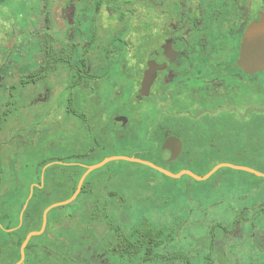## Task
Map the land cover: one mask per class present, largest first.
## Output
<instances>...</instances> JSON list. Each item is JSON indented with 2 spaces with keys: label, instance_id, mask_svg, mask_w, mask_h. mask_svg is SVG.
I'll use <instances>...</instances> for the list:
<instances>
[{
  "label": "flooded vegetation",
  "instance_id": "flooded-vegetation-1",
  "mask_svg": "<svg viewBox=\"0 0 264 264\" xmlns=\"http://www.w3.org/2000/svg\"><path fill=\"white\" fill-rule=\"evenodd\" d=\"M127 2L132 7L130 13L123 18L112 17L115 26L112 28V24L108 25L111 27L109 34L98 38L99 46L86 52L89 57L82 60L81 66L75 64L70 55L66 59L60 54L65 58L61 63L68 61L70 65V82L73 77L76 80L80 76L84 78L88 90L82 98L86 119L72 113L70 82L67 104L69 112L87 129L89 137L93 139L95 131L106 135L113 128L118 131L122 126L133 135L140 132L141 136L137 138L149 153L153 148L161 150L168 139L174 138L182 143V151L177 159L171 152L162 155L161 151L150 158L171 166L199 165L204 163L201 159H206L210 150L222 143L223 137H231L233 132L240 131L257 136V155L263 159L264 71L248 73L240 60L248 30L251 26L263 24L264 0ZM127 20L129 23H126ZM48 47L57 54L51 44ZM92 55L95 56L94 61ZM36 70L29 76L33 77ZM54 72L56 70L49 73ZM146 75L153 78V83L147 94L142 95L140 91ZM2 79L0 76V83ZM99 79H103V84L109 88L102 89ZM112 83L116 86L111 87ZM126 83L134 85L133 92H127ZM106 90L113 91L110 103L102 98ZM143 105L146 108L141 109ZM92 108L94 111H91ZM96 110L102 113L101 121L93 118L92 113ZM140 114H145L146 120L138 132L132 126L136 122L134 117ZM167 119L177 123L187 121L193 135H184V130L176 132L168 129L164 125ZM107 120L111 123H100ZM127 122L128 125L124 126ZM100 133H97V137ZM18 140L21 142L23 139L18 137ZM20 142H17L18 148L23 146L25 140ZM190 148L199 150L200 156L188 158ZM97 149L93 147L79 156L71 155L82 159L93 155ZM20 154L17 150L12 156L10 184L13 189L0 198V258L8 257L7 264L20 262L26 238L32 232L41 231L43 226V216L42 222H39L42 207L38 199L34 201L35 205H29L33 196L22 207L16 203L7 204L10 195L20 186L18 176L22 174L15 171ZM8 171L0 154V189ZM66 178L72 185L73 173L70 172ZM94 186L86 189V198L94 196ZM106 197L108 199H95L92 204L87 203L81 208L78 206L89 221L79 222L75 227H62V233L54 229L57 219L50 225L47 221L44 232L32 237L24 249L22 264H245L244 260L236 259L233 253L216 252V244H220V240L214 238L204 239L203 245L206 246L202 248L201 238L140 236L137 232L151 228L164 230L167 234L171 229L208 223L192 219L197 215L196 207L188 212L191 219L144 222L135 226L134 236H129L124 230L129 223L123 218L125 213H121L120 198L116 194ZM17 198L16 202H19L20 197ZM262 211L258 205H251L229 223H210L239 230L257 228L259 222L256 217ZM78 212L75 210L72 215L64 217L69 219ZM84 223L90 226L81 230L79 226ZM165 228L170 230L166 231ZM26 231V237L22 240ZM250 244L252 249L264 250L263 239Z\"/></svg>",
  "mask_w": 264,
  "mask_h": 264
},
{
  "label": "rangeland",
  "instance_id": "rangeland-1",
  "mask_svg": "<svg viewBox=\"0 0 264 264\" xmlns=\"http://www.w3.org/2000/svg\"><path fill=\"white\" fill-rule=\"evenodd\" d=\"M99 3L101 6H98ZM131 10L127 0H4L0 4V76L3 77L0 83V154L9 170L7 178L2 181L0 198L13 189L10 184V166L17 150L20 151L21 158L15 171L22 174L18 176L20 186L10 195L7 204L16 203L19 206L28 191L30 194L26 203L33 196L32 201L38 199L42 209L62 203L69 199L72 189L66 178L70 174L67 167L79 164L87 168L109 157L153 161L174 174H177L179 165L186 166L161 164L150 158L149 151L137 138L141 136L139 131L146 120L145 114L134 117L136 122L132 129L139 132H134L135 136L129 129L121 126L118 131L113 128L106 135L95 131L94 138L89 137V132H86L81 121L68 110V61L59 64L56 72L41 76L40 64L46 57L45 46L51 44L57 54H63L66 59L70 55L73 62L81 66L82 60L89 57L86 52L97 48L98 38L106 37L111 27L115 26L116 22H113L112 17L123 18ZM109 24H112L111 27H108ZM92 57L94 61L95 56ZM34 70L33 77H30ZM103 81L98 80L102 89L109 88ZM112 86H116L115 83ZM126 87L127 92L134 91L133 84L126 83ZM112 92L106 90L102 98L110 103ZM155 107L158 108V105L155 104ZM144 108L145 105L141 106V109ZM126 125L128 122L124 126ZM164 125L176 132L184 130V135H193L187 121L177 123L167 119ZM97 133H100L98 137ZM18 137L25 140L19 148ZM258 142L255 134L249 136L240 131L233 132L231 137H223L222 143L210 150L206 159H201L203 164L192 166L191 170L199 175L211 165L232 164L264 174V158L257 155ZM93 147L98 148L97 152L89 157L80 159L71 155L79 156ZM199 152L196 148H190L188 158L200 156ZM53 160L55 161L52 162ZM40 163H48L42 170L41 185L36 180ZM96 182L98 184L94 186ZM93 186L94 196L86 198L82 205L80 198L69 205L49 211L48 224L57 219L54 229L62 233V227H75L79 222H88L89 219L77 207L92 204L95 199H108L106 196L109 194H116L120 198L121 213H125L123 218L129 223L124 230L129 236H134L135 226L144 222L191 219L188 212L196 207L200 213L197 211L192 219L208 223L181 229L183 236L201 238L203 248L206 246L203 245V240L214 235V239L220 240V244H216V252L233 253L236 259L244 260L245 264H264V250L252 249L250 244L261 239L264 242L263 177L221 168L208 180L198 182L189 176L175 179L139 163L116 160L88 175L87 189H92ZM17 197H20L18 203ZM251 205H258L263 209L256 217L259 222L257 228L239 230L210 223H229ZM75 210L79 212L69 219L64 217L72 215ZM86 226L90 225L84 223L79 227L83 230ZM1 236L0 234V238ZM35 240L40 241L39 238ZM8 262V257L0 258V264Z\"/></svg>",
  "mask_w": 264,
  "mask_h": 264
},
{
  "label": "water",
  "instance_id": "water-1",
  "mask_svg": "<svg viewBox=\"0 0 264 264\" xmlns=\"http://www.w3.org/2000/svg\"><path fill=\"white\" fill-rule=\"evenodd\" d=\"M262 19L264 20V17ZM240 64L243 65V68L248 73H252V72H256V71H264V21H263V24L251 26V28L248 30L247 34L245 35V38L243 41V52H242V58L240 60ZM152 83H153V78H150L148 75H146V77L142 83V89L140 91V94L146 95L147 92L149 91ZM181 151H182V143L179 140L174 139V138L168 139L161 149L162 155H165L166 153L171 152L174 156V159H177L180 156ZM116 160H124V161L139 163V164L148 166V167L164 174L165 176L175 178V179L182 178L183 176H189L198 182L208 180L211 176H213L221 168H230V169H234V170L244 171V172L251 173V174H254L256 176L264 178L263 173H259L255 170L251 169V168L235 166L232 164H219V165L215 166L205 176H198L189 170H183L177 174H174V173L168 171L167 169H164L160 166L153 164L152 162L145 161L142 159H137V158H129V157H122V156H118V157L114 156V157L106 158L101 163H98L94 166L86 168V172L81 177V179L78 183L77 189H76L75 193L71 196V198H69L68 200H66L62 203L54 204L44 211V213H43V226H42L41 231L32 232L31 234L28 235V237L26 238V240L22 246V258H21L20 262H18L17 264L23 263V261H24V249L26 248L30 239L34 236H39L44 232L46 224H47V215H48L49 211H51L54 208L66 206V205L73 203L78 198L79 194L81 193L84 182H85L86 178L88 177V175L92 171L105 166L108 162L116 161ZM62 164L65 165L64 163H62ZM25 208H26V206H25Z\"/></svg>",
  "mask_w": 264,
  "mask_h": 264
},
{
  "label": "trees",
  "instance_id": "trees-1",
  "mask_svg": "<svg viewBox=\"0 0 264 264\" xmlns=\"http://www.w3.org/2000/svg\"><path fill=\"white\" fill-rule=\"evenodd\" d=\"M4 0H0V4L3 2ZM98 6H101V4L99 3ZM45 54H46V57L43 61V66L40 68V73H41V76H44V75H47L49 72H52V71H55L57 70L58 68V65L59 63L61 62H64L65 61V58L60 55V54H54V52H52L50 50V48L48 46H45ZM69 88L72 90L71 92V97H70V106H71V110H72V113L74 115H76L77 117L79 118H83V119H86V115L83 114V102H82V98L83 96L88 92L87 88H86V84L84 82V78L83 76H80L79 79L76 80V78H72L71 82H70V86ZM91 111H94V109L92 108ZM94 114V120H99L101 121V117H102V113H99L97 110L92 113ZM92 118V117H91ZM109 121V123H111L110 120H107L106 122H100L102 125H107V122ZM97 122V121H96ZM108 123V124H109ZM160 148H153L151 149V152L149 154V156H153V155H159L160 154ZM55 160H53L52 162H54ZM52 162H49V163H52ZM48 163H40L38 165V170L40 171L38 174H36V180L38 182V184L41 183V174H42V170L43 168L47 165ZM215 165H211L209 167L208 170H206L205 172L203 173H200L198 176H205L206 174H208L215 166ZM179 169H178V172H181L183 170H189V171H192L191 170V167H195V166H198V165H195V164H191V165H179ZM162 167V166H160ZM67 170H69L71 173H73V181H72V189H71V195L69 196V198H71V196L75 193L76 189H77V186H78V183L81 179V177L83 176V174L86 172V168L80 166L79 164L77 165H74V166H70L67 167ZM193 172V171H192ZM194 173V172H193ZM197 175V174H196ZM191 178V177H190ZM87 180L88 178L86 179L84 185H83V188H82V191L81 193L79 194L78 198L74 201H78L80 198H82L81 200V205L84 203L85 199H86V189H87ZM29 194H30V191H28L27 195H26V198H24L23 202L20 203L21 207L26 203V201L28 200L29 198ZM36 203H34L33 201H31L29 203V205H35ZM45 209H41L40 212H39V222L41 223L42 222V216H43V212H44ZM28 231H26V233L23 234V239H25L26 237V234H27ZM139 233L140 236H151V237H162V236H167V237H188V236H183V234L181 233V229H171L167 234L164 232V230H156V229H151V228H147V229H139L137 231ZM211 238H215V236L213 235Z\"/></svg>",
  "mask_w": 264,
  "mask_h": 264
}]
</instances>
